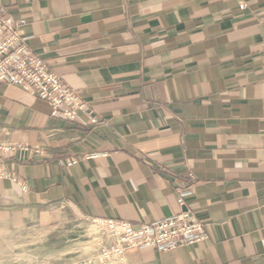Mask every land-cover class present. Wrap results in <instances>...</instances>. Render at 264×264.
Returning <instances> with one entry per match:
<instances>
[{
  "label": "crops",
  "instance_id": "1",
  "mask_svg": "<svg viewBox=\"0 0 264 264\" xmlns=\"http://www.w3.org/2000/svg\"><path fill=\"white\" fill-rule=\"evenodd\" d=\"M0 4L100 121L0 82V257L187 208L206 240L124 264H264V0Z\"/></svg>",
  "mask_w": 264,
  "mask_h": 264
},
{
  "label": "built area",
  "instance_id": "2",
  "mask_svg": "<svg viewBox=\"0 0 264 264\" xmlns=\"http://www.w3.org/2000/svg\"><path fill=\"white\" fill-rule=\"evenodd\" d=\"M242 8L245 4L241 5ZM0 82L16 85L51 105L55 118L92 125L99 124L79 91L69 87L42 59L33 53L20 33L19 22L0 4ZM86 117V120L83 119ZM9 149V148H7ZM72 160L69 164L75 163ZM103 228L104 245L92 258L68 260L66 264H124L128 251L154 247L160 251L206 240L205 224L189 209L163 220L133 223L125 219H93Z\"/></svg>",
  "mask_w": 264,
  "mask_h": 264
},
{
  "label": "rangeland",
  "instance_id": "3",
  "mask_svg": "<svg viewBox=\"0 0 264 264\" xmlns=\"http://www.w3.org/2000/svg\"><path fill=\"white\" fill-rule=\"evenodd\" d=\"M76 221L74 224H78ZM32 233V231H30ZM23 241L32 240V235L23 234ZM74 236H71L73 239ZM79 238L76 242L74 241L69 247L66 246L68 243L59 239L58 243L51 246L49 253L46 249L34 250V247H23L22 248H11L3 251L0 260L2 264H66L68 260H76L78 258L95 257L100 247L104 245L106 236L103 228L98 223H94L89 220L85 224L82 223L77 234ZM18 245V243H17ZM69 245V244H68ZM50 246V243H49ZM66 246L67 248H64ZM64 248V249H63ZM87 264H100L98 261Z\"/></svg>",
  "mask_w": 264,
  "mask_h": 264
}]
</instances>
